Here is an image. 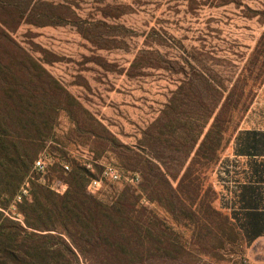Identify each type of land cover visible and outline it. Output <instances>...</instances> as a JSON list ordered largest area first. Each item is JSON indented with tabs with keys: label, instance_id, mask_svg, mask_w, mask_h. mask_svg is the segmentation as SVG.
<instances>
[{
	"label": "trees",
	"instance_id": "trees-1",
	"mask_svg": "<svg viewBox=\"0 0 264 264\" xmlns=\"http://www.w3.org/2000/svg\"><path fill=\"white\" fill-rule=\"evenodd\" d=\"M66 10L49 0H0V264H186L181 257L190 254L165 216L178 223L189 210L202 219L195 220L199 231L202 222L211 234L218 219L235 230L214 207L212 187L202 194L200 181L220 161L236 115L247 113L253 101L248 106L244 93L235 99V91L225 96L205 67L192 68L131 148L14 38L22 25H64ZM61 112L87 129L82 136L94 139L98 158L110 151L127 168H140L141 183L123 185L118 196L102 200L88 190L99 167L92 174L76 160L72 170L67 163L68 172L60 163L64 177L52 183L49 165L41 181L34 165L42 156L51 158L46 145L56 138Z\"/></svg>",
	"mask_w": 264,
	"mask_h": 264
},
{
	"label": "rangeland",
	"instance_id": "rangeland-1",
	"mask_svg": "<svg viewBox=\"0 0 264 264\" xmlns=\"http://www.w3.org/2000/svg\"><path fill=\"white\" fill-rule=\"evenodd\" d=\"M49 1L65 4L68 10L64 16L69 20L61 26L22 25L14 38L43 62L85 110L131 148L142 140V131L158 118L192 68L205 67L226 89L225 96L235 91L236 99L244 93L248 106L263 85L264 0ZM153 63L159 67L147 68ZM247 82L249 86L244 88ZM73 111L76 113L77 108ZM76 114L79 117L80 113ZM245 115L246 112L236 115L225 136L220 161L205 171L200 181L202 194L212 187L216 193L214 207L225 215L218 206L215 174ZM79 119L83 120V116ZM83 129L87 130L78 128L61 112L56 138L46 145L52 154L46 160L51 183L52 178L64 177L61 162L70 164L72 170L76 165L73 160L83 162L94 156L142 177L140 168H127L110 151L98 158L92 152L94 139L87 141L82 136ZM97 170L100 172V168ZM122 188L123 185L105 183L96 194L102 200H111ZM146 206L156 210L153 204L147 202ZM157 212L164 218L162 209ZM186 214L178 223L165 216L178 234L177 242L190 254L181 257L182 262H248L245 239L229 215L235 230L218 219L209 234L204 229L206 223L201 222L200 231L196 226L195 220L198 224L202 219L193 217L189 210Z\"/></svg>",
	"mask_w": 264,
	"mask_h": 264
},
{
	"label": "crops",
	"instance_id": "crops-1",
	"mask_svg": "<svg viewBox=\"0 0 264 264\" xmlns=\"http://www.w3.org/2000/svg\"><path fill=\"white\" fill-rule=\"evenodd\" d=\"M218 206L246 242L249 264H264V83L215 174Z\"/></svg>",
	"mask_w": 264,
	"mask_h": 264
},
{
	"label": "built area",
	"instance_id": "built-area-1",
	"mask_svg": "<svg viewBox=\"0 0 264 264\" xmlns=\"http://www.w3.org/2000/svg\"><path fill=\"white\" fill-rule=\"evenodd\" d=\"M47 158L40 157L35 165L34 171L41 175V181L43 180L46 171L48 169ZM63 169L68 172L70 166L65 162H61ZM86 169L92 173H96V167L100 168V174L98 178H93L88 186V190L91 193L100 191L105 183H111L113 185H132L138 186L141 183V176L137 173L126 171L114 163L104 162L103 160L95 159L94 157L83 160L82 162ZM29 185L27 184L26 187ZM20 200V198H19Z\"/></svg>",
	"mask_w": 264,
	"mask_h": 264
}]
</instances>
